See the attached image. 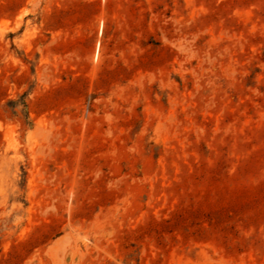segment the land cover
<instances>
[{
    "label": "rangeland",
    "instance_id": "obj_1",
    "mask_svg": "<svg viewBox=\"0 0 264 264\" xmlns=\"http://www.w3.org/2000/svg\"><path fill=\"white\" fill-rule=\"evenodd\" d=\"M0 264H264V0H0Z\"/></svg>",
    "mask_w": 264,
    "mask_h": 264
}]
</instances>
